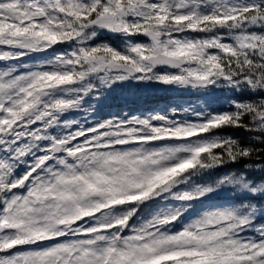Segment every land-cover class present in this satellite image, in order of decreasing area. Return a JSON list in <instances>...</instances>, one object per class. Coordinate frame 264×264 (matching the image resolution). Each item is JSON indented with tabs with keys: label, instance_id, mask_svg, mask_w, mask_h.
Masks as SVG:
<instances>
[{
	"label": "snow or ice",
	"instance_id": "obj_1",
	"mask_svg": "<svg viewBox=\"0 0 264 264\" xmlns=\"http://www.w3.org/2000/svg\"><path fill=\"white\" fill-rule=\"evenodd\" d=\"M0 264H264V0H0Z\"/></svg>",
	"mask_w": 264,
	"mask_h": 264
},
{
	"label": "trees",
	"instance_id": "obj_2",
	"mask_svg": "<svg viewBox=\"0 0 264 264\" xmlns=\"http://www.w3.org/2000/svg\"><path fill=\"white\" fill-rule=\"evenodd\" d=\"M102 39H108L112 43H120L119 37L106 36ZM143 40L144 38H140ZM135 84V83H134ZM126 95H125V94ZM210 92L201 94L200 92H178L173 88H168L162 85H153L143 87L136 85L129 88L125 83L117 85L110 92L106 93L105 97L98 104V114L100 117L105 116L110 112H139L150 111L152 109L169 110L171 106L179 104L187 106L189 103L193 107L204 106L210 104L214 108L224 105L227 93L218 91L216 97H210ZM201 99V101H199ZM95 104V101H92ZM231 132V130H226ZM237 136L244 138L246 136L242 130L235 133ZM245 162L232 165L233 168H239Z\"/></svg>",
	"mask_w": 264,
	"mask_h": 264
},
{
	"label": "rangeland",
	"instance_id": "obj_3",
	"mask_svg": "<svg viewBox=\"0 0 264 264\" xmlns=\"http://www.w3.org/2000/svg\"><path fill=\"white\" fill-rule=\"evenodd\" d=\"M135 82H132V83H127V82H125V84H126V86L127 87H129V88H133V87H135L136 85H141V86H143V87H148V86H153L154 84H152V85H145V84H137V83H135ZM120 85V84H119ZM163 86V85H162ZM117 86H115L114 88H116ZM167 87V86H166ZM168 88H170V87H168ZM175 90V89H174ZM218 93V90L217 91H211L210 92V94H209V96L211 97H216V94ZM125 94V93H124ZM126 95V94H125ZM222 100H225V98H221ZM199 101H201V99H199Z\"/></svg>",
	"mask_w": 264,
	"mask_h": 264
}]
</instances>
